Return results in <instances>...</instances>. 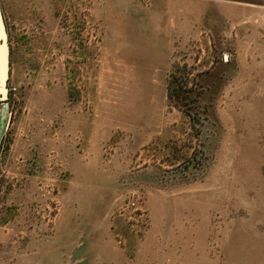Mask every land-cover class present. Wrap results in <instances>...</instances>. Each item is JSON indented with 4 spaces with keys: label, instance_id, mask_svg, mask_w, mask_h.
Returning a JSON list of instances; mask_svg holds the SVG:
<instances>
[{
    "label": "rangeland",
    "instance_id": "374dc122",
    "mask_svg": "<svg viewBox=\"0 0 264 264\" xmlns=\"http://www.w3.org/2000/svg\"><path fill=\"white\" fill-rule=\"evenodd\" d=\"M204 9L0 0V264H264V12Z\"/></svg>",
    "mask_w": 264,
    "mask_h": 264
},
{
    "label": "crops",
    "instance_id": "0c3cea01",
    "mask_svg": "<svg viewBox=\"0 0 264 264\" xmlns=\"http://www.w3.org/2000/svg\"><path fill=\"white\" fill-rule=\"evenodd\" d=\"M197 2L207 5V9L203 10L204 14L212 12L215 8H235L245 11L264 12V0H196ZM203 28L200 26L199 29ZM206 29L209 27H205ZM200 33V38L196 40H210L208 32L205 35Z\"/></svg>",
    "mask_w": 264,
    "mask_h": 264
},
{
    "label": "water",
    "instance_id": "95a60500",
    "mask_svg": "<svg viewBox=\"0 0 264 264\" xmlns=\"http://www.w3.org/2000/svg\"><path fill=\"white\" fill-rule=\"evenodd\" d=\"M9 53L7 37L3 18L0 12V94L6 95V82L8 78Z\"/></svg>",
    "mask_w": 264,
    "mask_h": 264
},
{
    "label": "built area",
    "instance_id": "2783aa9c",
    "mask_svg": "<svg viewBox=\"0 0 264 264\" xmlns=\"http://www.w3.org/2000/svg\"><path fill=\"white\" fill-rule=\"evenodd\" d=\"M131 207L135 206V203L130 204Z\"/></svg>",
    "mask_w": 264,
    "mask_h": 264
}]
</instances>
